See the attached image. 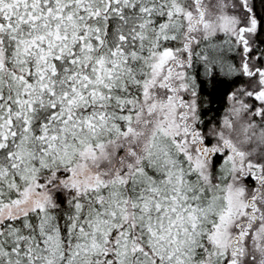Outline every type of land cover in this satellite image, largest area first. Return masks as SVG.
<instances>
[{
  "label": "snow or ice",
  "instance_id": "obj_1",
  "mask_svg": "<svg viewBox=\"0 0 264 264\" xmlns=\"http://www.w3.org/2000/svg\"><path fill=\"white\" fill-rule=\"evenodd\" d=\"M0 264H264V0H0Z\"/></svg>",
  "mask_w": 264,
  "mask_h": 264
},
{
  "label": "trees",
  "instance_id": "obj_2",
  "mask_svg": "<svg viewBox=\"0 0 264 264\" xmlns=\"http://www.w3.org/2000/svg\"><path fill=\"white\" fill-rule=\"evenodd\" d=\"M230 89H224V91H229ZM228 105L227 99L226 98H221V97H216V102L211 105L213 111L209 112L208 115L211 116H216L219 118L220 116L223 115L224 111L226 110ZM207 107V105H206Z\"/></svg>",
  "mask_w": 264,
  "mask_h": 264
},
{
  "label": "rangeland",
  "instance_id": "obj_3",
  "mask_svg": "<svg viewBox=\"0 0 264 264\" xmlns=\"http://www.w3.org/2000/svg\"><path fill=\"white\" fill-rule=\"evenodd\" d=\"M227 106H228V105H227ZM224 113H225V111H224ZM224 113H223V114H224Z\"/></svg>",
  "mask_w": 264,
  "mask_h": 264
}]
</instances>
